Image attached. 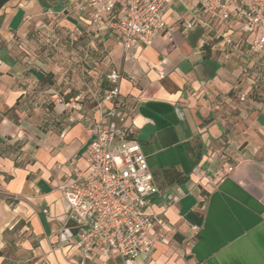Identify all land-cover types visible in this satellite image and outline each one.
<instances>
[{"label": "crops", "instance_id": "0c3cea01", "mask_svg": "<svg viewBox=\"0 0 264 264\" xmlns=\"http://www.w3.org/2000/svg\"><path fill=\"white\" fill-rule=\"evenodd\" d=\"M60 9L0 8V264H122L83 257L62 232L76 224L59 190L110 107L111 71L123 74L117 123L131 126L160 189L147 211L170 228L134 264H264V48L251 51L235 20L215 21L195 1L170 0L164 29L129 54Z\"/></svg>", "mask_w": 264, "mask_h": 264}, {"label": "built area", "instance_id": "2783aa9c", "mask_svg": "<svg viewBox=\"0 0 264 264\" xmlns=\"http://www.w3.org/2000/svg\"><path fill=\"white\" fill-rule=\"evenodd\" d=\"M169 1L65 0L60 10L79 12L95 33L113 35L122 52L129 54L138 46L152 43L164 29L163 14ZM178 1H195L215 21L235 20L238 29L249 34L251 51L264 48V0ZM224 41L232 43L231 35H225ZM122 76L117 71L106 75L111 86L104 90L102 98L110 107L90 123L84 166L73 164L68 180L59 185V190L69 204L67 218L76 224L74 231L63 228L62 232L74 236L83 257L96 250L105 259L114 254L122 264H134L136 258L151 254L159 234L166 235L170 228L161 215L147 211L150 196L160 189L140 144L131 138V126L117 123L124 109L118 97ZM157 76L163 78L164 73L157 71ZM77 103L78 98L70 106L76 108ZM231 169L227 166V170ZM177 193H181L180 188L165 196L175 201ZM196 229V225L191 226L192 232Z\"/></svg>", "mask_w": 264, "mask_h": 264}, {"label": "trees", "instance_id": "16d2710c", "mask_svg": "<svg viewBox=\"0 0 264 264\" xmlns=\"http://www.w3.org/2000/svg\"><path fill=\"white\" fill-rule=\"evenodd\" d=\"M62 3H63V0H60V1H58V2H56L55 4H53V6H57V5H62ZM94 33H95V31L94 30H92ZM108 88H110L109 86L106 88V89H108ZM105 90V89H104ZM104 92V91H103ZM102 96H103V94H102ZM164 175H166V176H168V175H171V176H178V175H180L178 172H176L175 170H165L164 171Z\"/></svg>", "mask_w": 264, "mask_h": 264}, {"label": "rangeland", "instance_id": "374dc122", "mask_svg": "<svg viewBox=\"0 0 264 264\" xmlns=\"http://www.w3.org/2000/svg\"><path fill=\"white\" fill-rule=\"evenodd\" d=\"M49 2H50V4L52 5V4H55L56 2H58V1H60V0H48ZM63 1H65V0H63ZM54 31L55 30H53V33H54ZM73 47H74V51H78V47L74 44L73 45ZM78 60V59H77Z\"/></svg>", "mask_w": 264, "mask_h": 264}, {"label": "water", "instance_id": "95a60500", "mask_svg": "<svg viewBox=\"0 0 264 264\" xmlns=\"http://www.w3.org/2000/svg\"><path fill=\"white\" fill-rule=\"evenodd\" d=\"M9 0H0V8L6 3L8 2Z\"/></svg>", "mask_w": 264, "mask_h": 264}]
</instances>
